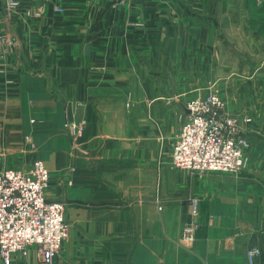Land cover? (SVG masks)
<instances>
[{"label": "crops", "instance_id": "1", "mask_svg": "<svg viewBox=\"0 0 264 264\" xmlns=\"http://www.w3.org/2000/svg\"><path fill=\"white\" fill-rule=\"evenodd\" d=\"M48 1L42 21L25 18L34 3H0V150L5 167L43 161L45 196L65 205L68 235L53 264H247L256 245L264 263V0ZM54 6L61 23L48 22ZM218 30L245 53L227 62L226 107L252 117L247 165L176 170L178 117L216 79ZM79 120L73 140L63 125ZM11 264L43 263L30 248Z\"/></svg>", "mask_w": 264, "mask_h": 264}, {"label": "built area", "instance_id": "2", "mask_svg": "<svg viewBox=\"0 0 264 264\" xmlns=\"http://www.w3.org/2000/svg\"><path fill=\"white\" fill-rule=\"evenodd\" d=\"M37 0H0L2 8L15 9L24 2ZM43 6L29 15L41 16ZM55 11H61L56 7ZM0 40L2 36L0 35ZM180 128L171 147V165L176 170L196 172L238 173L247 165L249 141L244 124L246 115H233L221 95L211 87L196 91L185 103ZM84 120L66 121L64 130L74 140L80 136ZM0 154V264H11L14 254L25 256L30 248L43 264H53L68 235L65 205L49 201L45 196L48 170L41 160H34L26 171L3 167ZM191 212L196 214L197 200L190 199ZM195 224L187 222L182 228L181 241L192 243ZM261 251L252 246L246 251L247 264H254Z\"/></svg>", "mask_w": 264, "mask_h": 264}, {"label": "rangeland", "instance_id": "3", "mask_svg": "<svg viewBox=\"0 0 264 264\" xmlns=\"http://www.w3.org/2000/svg\"><path fill=\"white\" fill-rule=\"evenodd\" d=\"M37 1L38 2L31 1L28 4L34 3L36 5V8L35 7L34 8H31L33 10V12L35 10H37L40 6H43V8H44L43 9V13L39 17H37L35 15L26 14L25 15L26 16L25 18H27L28 20H30V19L37 20V21H40V20L42 21L43 20V16H44V13H45V4H48L49 1L48 0H37ZM109 1H110V5L111 6H115L117 3H118V5H123V4L126 3L127 0H109ZM56 7L60 8L61 11H59V12L55 11L58 14L57 15H54V16H51L49 18L50 20L48 22H50V23H54V22H60L61 23L62 22V19H61L62 16L61 15L63 14V12H62L63 9L60 6H54L53 7L54 10H55ZM216 9H219V3L218 2H216ZM143 13L144 12L141 11V12H138V13L135 14V16L137 17V19L133 21L135 27H138V28L144 27V21H147V20L143 17ZM217 13H218V11H217ZM130 14H131V12H130ZM155 18L156 17L154 16V13H153L152 24L153 25L160 26L161 23H158L159 20L153 21ZM204 18L205 17H202V18L201 17L200 18L198 17L195 23L203 22ZM225 20L227 21V16L225 17L223 15L217 14L216 17H215V21H216L217 24H222L223 22H225ZM160 22H168V19H164V20H162ZM216 38H217V44H216L217 45V52H216V60H215L216 61V66H215V72H214V75H215L216 79L214 81H210L209 83H212V86H211L212 89L215 90V91H217L221 95L223 101L227 105V103H226V101H227V62H230L231 59L233 61H236V60L239 61V59H241V58L244 57L245 53H244V50L239 45H237L235 43H230L229 46H228V48H227V31L224 34L223 31H221V30L219 31L218 30L216 32ZM172 66H173V68H175L176 65L173 64ZM95 69H97V68H95ZM203 71H204V69H203ZM172 82H174V81H172ZM178 82H180V83L183 82V83H185V85H188V83L189 84H192V81H188V80H184V81L181 80V81H178ZM201 83H203V84H201V86H205L207 84V82H205V81H203V82L201 81ZM205 90L206 89L204 88L201 91H205ZM128 105H129V98H128L127 102H126V106H128ZM184 107H185V105H184ZM245 115L251 118V121L250 122H248L247 124H244V129H245L244 132H245L246 137H247V131L249 130V128H247V126H249L252 123V117L250 115H247V114H245ZM238 116H240V115H238ZM179 117H178V119L180 120ZM247 140H248V138H247ZM249 145H250V141H249ZM249 148H250V146H249ZM248 150H247V152H248ZM247 152H246V157H247V161H248V153ZM1 153H5V151H4L3 148H1V150H0V154ZM36 160H38V159H36ZM2 166L5 167L3 164H2ZM23 171H26V170H23ZM47 187H48V185H47ZM257 247L259 249L261 248L259 246H257ZM260 251H261V249H260ZM254 264H264V263H262L260 261V258H259L258 260H256V262Z\"/></svg>", "mask_w": 264, "mask_h": 264}]
</instances>
